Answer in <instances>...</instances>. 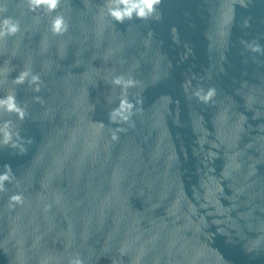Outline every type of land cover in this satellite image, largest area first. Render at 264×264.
I'll list each match as a JSON object with an SVG mask.
<instances>
[{"label":"water","instance_id":"obj_1","mask_svg":"<svg viewBox=\"0 0 264 264\" xmlns=\"http://www.w3.org/2000/svg\"><path fill=\"white\" fill-rule=\"evenodd\" d=\"M4 4L20 31L0 41V98L26 115L0 125L32 143L0 136V264H264V0H161L124 23L107 0ZM28 70L38 92L15 83ZM125 95L134 115L113 122Z\"/></svg>","mask_w":264,"mask_h":264},{"label":"clouds","instance_id":"obj_2","mask_svg":"<svg viewBox=\"0 0 264 264\" xmlns=\"http://www.w3.org/2000/svg\"><path fill=\"white\" fill-rule=\"evenodd\" d=\"M61 0H27L29 11H35L38 8H45L48 12H53L57 9ZM161 0H107L105 5L107 8V15L115 22L124 23L126 20H149L153 17L160 18L159 5ZM7 12V5L0 6V41L7 37L14 36L20 31V23L18 20L12 17L3 15ZM51 31L54 35H62L68 31V22L61 15H57L53 18L51 23ZM253 52L264 54V48L258 43L253 42L249 45ZM30 77V79H29ZM29 84L35 85L34 91L40 90V77L39 75L32 74L30 70L22 71L15 79V83L23 84L25 81ZM113 84L121 86L125 91L135 85V81L132 79H125L122 76H117L113 80ZM216 92L214 88H209L205 93L203 89H198L194 95L204 103H208L213 99ZM39 101V97L36 98ZM134 104L131 103L127 96L120 100L118 108L114 109L110 113V119L116 122L117 119L120 122H129L134 115ZM0 110H4L8 113H14L20 120H23L26 112L21 108L17 101L15 94H9L3 98H0ZM139 111V109H137ZM125 131L122 128L113 129L112 139L117 140L118 135ZM13 132L11 130V121H6L3 125H0V136H2V143L4 145H11L12 148H19L20 155L26 153L27 149L24 144H31L32 140L28 139L26 142L16 144L13 142ZM19 139V134H15ZM14 178L12 169L9 165H4L3 174H0V192L6 191L5 182H11ZM10 207L16 204H23L24 198L21 194H15L9 197ZM68 264H85L84 259L77 254L71 258Z\"/></svg>","mask_w":264,"mask_h":264}]
</instances>
